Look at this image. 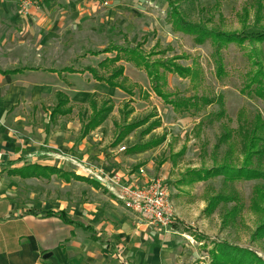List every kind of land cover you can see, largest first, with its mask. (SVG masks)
I'll use <instances>...</instances> for the list:
<instances>
[{"label":"rangeland","instance_id":"obj_1","mask_svg":"<svg viewBox=\"0 0 264 264\" xmlns=\"http://www.w3.org/2000/svg\"><path fill=\"white\" fill-rule=\"evenodd\" d=\"M24 1L31 2L28 13L22 10ZM104 1L19 0L16 13L30 26L29 35L23 38L30 48L28 52H21L17 45L9 46L14 49L11 54L14 66L17 67L18 62L42 71H61L65 68L81 71L87 67L95 68L109 57H92L89 53L104 50L110 45L134 48L143 44L142 49L149 54L159 44L161 49H172L168 52L170 58L186 57V60H180L179 63L193 66L199 71V78L195 80L169 75V91L183 97L198 94L213 99L222 96L225 100L226 118L220 122L212 120L213 115L219 111L217 104L209 106L199 115L176 113L171 106L164 104L153 94L148 77L143 71L123 63L126 77L139 86L133 97L97 83L89 74H65V81L53 74H32L31 100L37 101L36 105L30 104L34 119L38 118L41 109L40 113L47 120L49 130L51 125L48 113L56 104V93L63 91L75 108L70 117L60 119L63 123L58 126L67 127L68 122L74 121L76 126L73 127L77 128L70 129L76 134L69 140L72 144L66 143L67 146L79 150L81 146L91 145L93 149L106 152L121 146L126 151L113 155L124 156L127 151H139L143 145L165 137L162 144L143 156V161L153 164L154 167L164 161L163 167L155 173L154 178L161 180L170 194L177 226L166 234L181 239V242L178 240V260H183L184 264H211L205 246L210 250L219 242L252 250L264 260V235H257V230L264 224V215H257L250 209L255 186L264 183L250 181L236 184L235 189L244 201L245 210L233 222L226 220L232 204L220 205L211 215L206 212L208 198L227 189L222 177L194 185L188 184V175L191 172L210 170L225 161L228 147L223 146L220 150L215 148L224 126L236 132L240 126L239 119H242L241 113V116L246 115L250 119L258 112L264 116L263 102L248 99L241 94L247 74L251 71L247 56L252 48L247 43L243 48L232 45L226 49L223 52L226 74L219 78L212 59L211 43L198 45L190 35L176 31L169 24V8L165 0H107V7L103 6ZM178 2L181 14L188 22L210 30L246 35L264 31V0ZM259 5L263 7L262 18L260 22H256ZM245 9L249 11L250 18L244 28L240 16ZM8 14L11 15L9 12ZM6 18L8 17L0 16L2 20ZM8 32V29L0 27V36ZM256 48L264 51V45L258 44ZM92 95L99 103L111 100L114 110L106 123L84 140L81 133H78L80 128L77 121L87 108L86 99ZM126 113L131 114L124 119ZM134 123L141 127L116 145L121 130ZM157 123H161V127L154 128L150 134L145 135ZM199 125L204 126L198 136ZM239 148L235 150L234 161L237 165L241 162ZM183 149H186L185 154L178 158ZM174 157L177 158L174 160ZM128 163L124 160V164L131 166ZM187 228L191 231L186 230Z\"/></svg>","mask_w":264,"mask_h":264},{"label":"crops","instance_id":"obj_2","mask_svg":"<svg viewBox=\"0 0 264 264\" xmlns=\"http://www.w3.org/2000/svg\"><path fill=\"white\" fill-rule=\"evenodd\" d=\"M17 3L19 0H0V16L8 17L0 19V27L9 31L0 36V151L5 154L6 161L0 168V264H184L183 260H178L181 239L150 226L138 215L127 211L98 182L93 181L96 185L68 182L49 173L46 178L12 175L35 166L76 174L71 163L58 159L65 155L91 164L103 173L117 175L124 182L143 185L155 179V173L164 165V161L157 167L143 161V156L159 145L139 153L130 150L124 156L113 155L126 151L121 146L108 152L93 149L91 145L81 146L78 150L66 145L72 144L71 138L76 134L70 131L77 129L73 127L76 126L74 121L68 122L67 127L58 126L63 121L60 118L52 123L50 110L48 130L41 109L38 118L34 119L30 104L36 105L37 101L31 100L32 74H53L65 81V74L89 73L60 75L64 69L42 71L18 62L17 67L14 66L11 58L14 49L9 46L17 45L21 52H28L30 48L23 39L29 35L30 26L16 13ZM100 56L111 58L114 55ZM17 69L35 70L10 73ZM91 97L95 96L87 98L86 105ZM70 102L72 104L71 99ZM77 124L78 133L84 140L94 133L84 136L81 121ZM122 148L125 150L121 151ZM124 160L131 166L124 164ZM32 212L57 215L36 216ZM59 213H65L70 223L62 220Z\"/></svg>","mask_w":264,"mask_h":264},{"label":"trees","instance_id":"obj_3","mask_svg":"<svg viewBox=\"0 0 264 264\" xmlns=\"http://www.w3.org/2000/svg\"><path fill=\"white\" fill-rule=\"evenodd\" d=\"M165 1L169 8V24H171L176 31L190 35L198 45H203L207 42L211 43L213 47L212 59L216 68V75L219 78H222L226 74L223 52L232 45L243 48L248 43L252 48L247 56L251 63V71L247 74L245 86L241 94L248 99L258 100L264 103V51L256 48L258 44L264 45V31L258 34L252 33L246 35L245 33H226L210 30L201 25L188 22L181 14L178 0ZM262 9L263 7L259 5L256 13V22L261 21ZM240 17L245 28L250 18L249 11L245 9ZM142 47L143 44H138L134 48L129 46L110 45L103 51L91 53L92 56H100L103 54L114 55L102 61L97 67H87L80 72L73 68H68L59 73L60 75L63 73H89L97 82L104 83L110 88L121 90L129 97H133L138 86L133 84L129 78L125 76V67L121 65V63L124 62L146 73L153 93L162 100L164 104L171 106L176 113L180 115L190 114L191 116L199 115L209 106L217 104L219 111L213 115L212 120L214 122H220L226 118L225 100L222 96L213 99L206 95L200 96L198 94L192 97H183L169 91V75H174L182 79L191 78L195 80L199 78V71L197 68L193 66H183L179 63L180 60H186V57L174 56L170 58L168 52L172 51V49H161L159 44H157L155 49L149 54H147ZM25 70L35 69H17L10 73L18 74ZM146 97L148 98L147 95ZM56 99L57 103L51 109L49 115V119L52 123H56L60 118L71 116L74 111V107L67 95L59 92L56 95ZM87 105L83 115H80L82 133L84 136L101 128L114 110V105L111 100L99 103L95 97H91ZM130 114L131 113H126L124 119H127ZM241 114L240 118L242 119H239L240 126L238 131L235 132L229 127L224 126L223 134L215 147L216 150H220L223 146L228 147L223 164L210 170L193 171L188 175L189 185L208 182L220 177L224 179V185L227 188L226 191L208 198V208L206 212L211 215L220 205L227 206L232 204L233 206L226 214V220L232 222L239 218L245 210L244 201L239 192L235 189L236 184L250 181H262L264 183V116L262 113L258 112L250 119L246 115L245 117L241 116ZM160 124L161 123H157V125L151 128L145 135L150 134L152 130L159 127ZM203 126L204 125H199L198 127V136ZM116 127H118V123H116ZM140 127L141 125L136 123L126 125L121 130L120 136L115 144H121L123 140L128 138L131 133ZM165 139L164 137L159 141L150 142L148 145L140 147L139 151L132 149L130 152L139 153L154 148L162 144ZM237 148H239V158L241 159L239 165L234 161L235 150ZM185 152L186 149H183L178 155V158L183 156ZM176 158L177 157H174V160ZM161 164L162 163H160V165ZM46 173L57 175L60 179L68 182L75 180L96 185L95 182L88 178L71 174L64 170L40 166L18 171L12 173V175L22 178H46V176H49ZM250 209L257 215H264V185L255 186L251 198ZM32 214L36 216L57 215L50 212H32ZM58 216L65 222L70 223L65 213H59ZM186 230L191 231L189 228ZM259 234L264 235V224L257 230V235ZM198 240H201V238H198ZM205 250L208 252L211 264H264V260L252 250L233 246L228 242L215 243L210 250L205 246Z\"/></svg>","mask_w":264,"mask_h":264},{"label":"built area","instance_id":"obj_4","mask_svg":"<svg viewBox=\"0 0 264 264\" xmlns=\"http://www.w3.org/2000/svg\"><path fill=\"white\" fill-rule=\"evenodd\" d=\"M31 2L24 1L22 10L28 13ZM103 6H109L105 0ZM122 148L121 151H124ZM58 159L64 163H71L76 168V174L102 185L121 205L129 212L143 218L150 226L170 232L176 225V219L170 202L168 188L161 180L152 179L140 185L124 182L117 175H109L101 172L98 168L78 159H71L65 155ZM5 154L0 151V168L5 164Z\"/></svg>","mask_w":264,"mask_h":264}]
</instances>
